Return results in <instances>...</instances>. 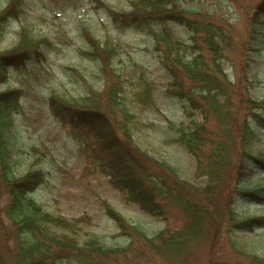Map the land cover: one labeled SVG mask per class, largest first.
I'll return each instance as SVG.
<instances>
[{
    "label": "trees",
    "instance_id": "16d2710c",
    "mask_svg": "<svg viewBox=\"0 0 264 264\" xmlns=\"http://www.w3.org/2000/svg\"><path fill=\"white\" fill-rule=\"evenodd\" d=\"M23 3L24 0H6L0 5V37L5 35L7 24L20 17ZM100 4L115 28L150 31L154 51L158 53L156 59L171 76L166 93L178 96L189 118L188 122L178 121L165 115L157 136L153 137L159 144L178 143L191 152L196 158V171L206 176V183L190 182L167 159L161 161L157 172L148 169L150 163L158 160L142 149L137 139V109L139 104L153 105V97L158 94L145 71L133 76L136 88L128 91L130 78L126 72L133 63L127 65V58L119 55L122 43L111 36L102 38L86 25L79 26L77 31L83 42L79 54L97 68L100 86L76 95L53 91L45 97L47 107L72 136H94L116 186L128 194L129 200L166 220L169 209L177 207L185 221L178 228L163 227L149 232L111 206L107 211L120 228L112 242L97 234L79 238L54 230L53 222L70 228L77 221L53 217L34 197L45 170L31 168L17 175L13 169L12 155L20 147L15 132L20 93L8 83L14 70L27 67V63L36 67L38 83L42 71L47 69L46 50L54 45L48 37L38 36L24 26L13 47L0 48V185L8 191L6 210L18 229L12 255L16 260L6 259L0 249V264H66V257H75L78 264H184L186 250L207 232L210 220L219 231L222 211L229 213L231 225L240 230L264 225V214L238 221L234 207L222 202L215 208L212 202L223 189L231 196L238 188L264 199V187L250 186L247 181L252 168L264 169V153L255 154L252 149L259 139L257 126L264 125V98L251 94L245 85L253 82V72L248 73L249 63L245 67L246 79L238 71L223 67L221 58L225 42H231L230 34L211 18L212 10L205 16L204 10L178 0H132L128 10L114 8L104 0ZM248 17L252 36L257 27L264 30V0L258 1ZM169 22L188 29L190 39L178 37ZM198 33L203 35L201 41L197 39ZM29 54H33L32 59H28ZM118 235L124 237L120 239ZM71 251L73 254H69ZM112 252L121 258L109 262L93 256ZM124 256L136 261L126 262Z\"/></svg>",
    "mask_w": 264,
    "mask_h": 264
},
{
    "label": "rangeland",
    "instance_id": "374dc122",
    "mask_svg": "<svg viewBox=\"0 0 264 264\" xmlns=\"http://www.w3.org/2000/svg\"><path fill=\"white\" fill-rule=\"evenodd\" d=\"M103 0H24L23 11L19 18L11 20L6 26L5 35L0 37V48L9 49L19 40L22 27H28L38 36L48 37L54 43L47 51L46 68L36 83L33 65L14 70L8 86L33 96V101L22 96V111L17 113L15 132L20 143L18 152L12 155L13 169L17 175L31 168L45 170L43 182L34 192V197L49 210L55 218L64 217L77 221L70 228L54 223L58 232H67L79 238H88L97 234L102 239L115 240L119 227L108 213L109 207L115 208L128 220L138 223L149 232L163 227L178 228L185 218L177 207L168 211L169 219L153 216L131 200L125 191H121L106 167L107 159L99 152L95 138L87 134L85 138L72 136L68 127L61 125L46 105L45 97L51 92L76 95L89 88H98V70L79 54L83 47L78 29L86 25L102 38L113 37L122 43L119 55L133 63L126 74L130 78L127 90L136 88L137 72H146L147 79L154 86V102L151 106L139 104L137 109V139L157 161L145 158L148 169L157 172L161 161L167 159L181 171V174L194 184L206 183L205 175L196 171V158L178 143L159 144L154 137L158 134L159 124L168 115L176 120H186L182 102L178 96L169 95L166 89L171 78L167 70L157 61L150 31L143 29H117L110 21ZM259 0H178L181 4L196 6L206 13L212 10L211 18L217 22L231 42H225L221 63L227 71L236 72L247 78L252 73L253 82L248 85L250 93L264 98V30L257 27L254 36L248 24L249 14ZM6 0H0L4 5ZM110 6L128 10L132 0H104ZM83 23V24H81ZM175 34L183 40L190 39L191 32L176 22L168 23ZM80 26V27H79ZM202 33L197 39L202 40ZM251 40L253 44L251 45ZM31 56V54H29ZM131 58L132 60H129ZM210 58V56H208ZM136 77V76H135ZM27 78L26 81L23 80ZM35 84L34 87L32 85ZM1 85V84H0ZM4 87V86H2ZM215 122L214 120H212ZM264 126V125H263ZM257 126L259 139L253 143V152L264 153V127ZM154 136V137H153ZM14 158V159H13ZM111 176V177H110ZM250 186L264 187V170L252 168L247 176ZM239 186H236L238 188ZM239 189V188H238ZM230 196L227 190L212 199L213 206L221 203L234 207L240 219L264 214V199L252 197L241 190ZM9 194L0 185V249L6 259L15 261L13 248L17 238V225L10 218L6 203ZM257 202V203H256ZM219 231L209 221L207 232L193 241L186 250L184 264H264V225L250 231L240 230L230 223L229 213L221 212ZM118 235V238H123ZM112 242V241H111ZM9 246L11 250H9ZM56 247V246H55ZM69 254H73L71 251ZM106 261L121 258L112 252L95 255ZM128 257V254H127ZM146 258V257H145ZM145 258H142L144 260ZM125 261L135 262L132 258ZM127 262V261H126ZM66 264H78L75 257H66Z\"/></svg>",
    "mask_w": 264,
    "mask_h": 264
}]
</instances>
